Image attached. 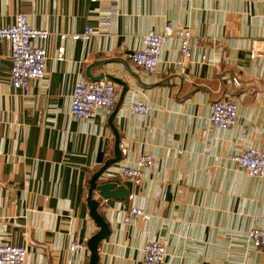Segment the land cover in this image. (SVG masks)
<instances>
[{"label":"crops","instance_id":"0c3cea01","mask_svg":"<svg viewBox=\"0 0 264 264\" xmlns=\"http://www.w3.org/2000/svg\"><path fill=\"white\" fill-rule=\"evenodd\" d=\"M111 4L0 0V24L23 12L50 32L45 76L27 94L11 87L9 45L0 40V242L25 245L24 264H89L88 241L101 228L93 200L108 229L96 245L97 264H143L144 243L156 239L167 240L162 264H264L245 236L264 227V178L230 159L247 146L264 149V0H116V14L108 13ZM165 24L190 30L191 58L176 64L179 40L171 36L149 74L131 53L144 33ZM88 25L95 32L87 40L58 37ZM77 79L112 82L114 107L97 108L88 120L71 117ZM220 98L237 102L236 124L203 125ZM133 101L148 105V114L130 113ZM141 154L154 162L138 185L120 182L126 197L93 191L88 198L107 161L116 160L102 179L118 181L119 162ZM131 206L150 218L124 224ZM73 240L84 245L70 252Z\"/></svg>","mask_w":264,"mask_h":264},{"label":"built area","instance_id":"2783aa9c","mask_svg":"<svg viewBox=\"0 0 264 264\" xmlns=\"http://www.w3.org/2000/svg\"><path fill=\"white\" fill-rule=\"evenodd\" d=\"M116 14V0H112L110 11ZM95 32L92 25L86 26L81 32L58 33L61 41L87 40ZM50 32L45 28L33 27L29 24L27 15L18 12L14 15L10 25L0 24V40L9 45V82L13 89L21 90L27 94L31 82L43 79L47 61V50L44 45ZM171 36L179 40V55L176 64L185 65L191 58L192 43L191 32L188 28H176L165 24L160 30H149L140 39V46L131 53V61L149 74H155L160 62L163 44ZM262 58L264 59V38L259 41ZM64 47L59 45L56 59L62 60ZM235 86L240 81L232 78ZM117 98L116 86L110 81H91L77 79L73 85L70 96L69 114L74 119L88 120L94 115L97 108L112 109ZM128 111L135 115L146 116L149 107L143 102L133 101ZM238 120V104L233 99H216L211 103L209 114L201 121L203 125H210L218 129H227ZM177 152L181 153V150ZM230 159L236 167L247 175L264 178V149L247 146L239 153L231 155ZM154 162L150 154H141L131 163L119 162L118 183L130 181L133 185L141 182L143 171ZM150 215L139 206H131L123 217L122 222L129 224L133 219L148 220ZM230 237V235H226ZM248 245L264 254V227H251L245 232ZM83 242L73 240L68 246L74 252L83 246ZM143 264H162L167 252V240L146 241L142 247ZM27 248L25 245L0 242V264H24Z\"/></svg>","mask_w":264,"mask_h":264},{"label":"water","instance_id":"95a60500","mask_svg":"<svg viewBox=\"0 0 264 264\" xmlns=\"http://www.w3.org/2000/svg\"><path fill=\"white\" fill-rule=\"evenodd\" d=\"M115 159H111L103 165V167L98 170L92 177V179L89 182L88 186V198L91 197V193L93 191L97 192L99 196L103 198H114L117 200H121L124 197L127 196L128 191L124 185H121L115 180H103L102 179V173L104 172L105 168L112 162H115ZM95 201L90 200V205H91V215L93 218L97 221L99 224L100 231L97 232L89 241L88 245L91 249V255H90V260L89 264H97L96 263V258H97V251H96V245L97 242H99L100 239L105 237L108 233V229L106 228L105 223L101 220V218L96 214L95 212Z\"/></svg>","mask_w":264,"mask_h":264}]
</instances>
